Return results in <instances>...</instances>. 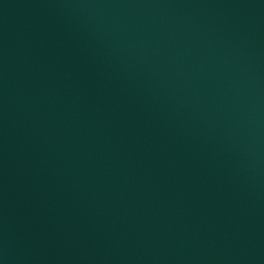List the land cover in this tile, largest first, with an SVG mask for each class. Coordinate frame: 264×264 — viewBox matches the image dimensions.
Wrapping results in <instances>:
<instances>
[{
	"label": "water",
	"instance_id": "95a60500",
	"mask_svg": "<svg viewBox=\"0 0 264 264\" xmlns=\"http://www.w3.org/2000/svg\"><path fill=\"white\" fill-rule=\"evenodd\" d=\"M0 264H264V0H0Z\"/></svg>",
	"mask_w": 264,
	"mask_h": 264
}]
</instances>
